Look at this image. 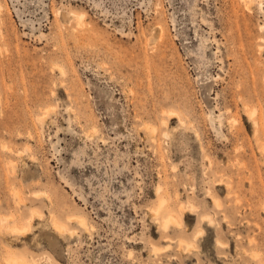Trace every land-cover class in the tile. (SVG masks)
<instances>
[{
	"label": "rangeland",
	"instance_id": "rangeland-1",
	"mask_svg": "<svg viewBox=\"0 0 264 264\" xmlns=\"http://www.w3.org/2000/svg\"><path fill=\"white\" fill-rule=\"evenodd\" d=\"M10 256L264 264V0H0Z\"/></svg>",
	"mask_w": 264,
	"mask_h": 264
},
{
	"label": "bare ground",
	"instance_id": "bare-ground-1",
	"mask_svg": "<svg viewBox=\"0 0 264 264\" xmlns=\"http://www.w3.org/2000/svg\"><path fill=\"white\" fill-rule=\"evenodd\" d=\"M80 16V15H79ZM82 16V15H81ZM65 18V17H64ZM81 18V17H80ZM79 18V19H80ZM160 27V26H159ZM262 27V26H261ZM163 31V30H162ZM161 31V32H162ZM159 37V36H158ZM160 38H161V36H160ZM159 38V39H160ZM173 113V112H172ZM253 115H254V110H249V111H247V117H248V119L251 121V123H252V125L253 126H255L256 124H257V122H256V120L254 119V117H253ZM217 117V116H216ZM215 117V119H217ZM155 130V129H154ZM256 130V129H255ZM254 130V131H255ZM152 131V130H151ZM166 133V132H165ZM41 194H42V192H40ZM39 193V194H40ZM38 194V195H39ZM40 194V195H41ZM45 194V193H44ZM46 197H47V195H46ZM213 199V203L215 204V205H219V202H218V200L216 199V198H214V197H212ZM162 203H163V201H162ZM183 206V205H182ZM181 208V207H180ZM152 213H154V212H152ZM154 214H156V212L154 213ZM202 218V217H201ZM203 218L204 219H206V220H209L210 218H209V215H203ZM202 218V219H203ZM55 221H53V225H54V227H55V229L56 230H58L59 232H61L62 230H64L65 229V226H64V224H62V223H60V222H57L56 221V219H54ZM76 220H77V222L80 224V225H82V226H85V221H84V219L82 218V217H76ZM1 221H3L2 219H1ZM6 221V220H5ZM166 221L169 223L170 221H175V219H174V215L173 214H169L168 216H167V218H166ZM166 222V223H167ZM211 222V221H210ZM87 223V222H86ZM167 223V224H168ZM2 224H3V222H2ZM1 224V225H2ZM164 225H165V223H164ZM3 226V225H2ZM15 227V226H14ZM18 226H16V228H12L13 229V231H17V232H23L24 233V230H25V228H23V229H19L20 227H18ZM85 228V227H84ZM11 229V230H12ZM25 231H27V230H25ZM199 233V232H198ZM73 235V234H72ZM190 246V245H189ZM188 247V246H187ZM188 249V248H187ZM6 262L8 263V264H23L24 263V260L21 258V257H12V256H10V257H7L6 259Z\"/></svg>",
	"mask_w": 264,
	"mask_h": 264
}]
</instances>
